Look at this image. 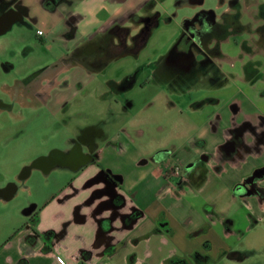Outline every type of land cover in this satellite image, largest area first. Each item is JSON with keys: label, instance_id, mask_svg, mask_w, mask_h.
Segmentation results:
<instances>
[{"label": "crops", "instance_id": "1", "mask_svg": "<svg viewBox=\"0 0 264 264\" xmlns=\"http://www.w3.org/2000/svg\"><path fill=\"white\" fill-rule=\"evenodd\" d=\"M22 1L37 17L36 34L39 29L41 36L49 30L65 33L73 24L77 40L115 21L124 25L122 18L146 0H69L70 4L61 2L53 12H43L40 0ZM173 1L161 0L164 13L172 9ZM213 3L207 0L204 6ZM190 5L198 4L183 0L178 7ZM15 25L14 33L0 30V60L13 41L30 39L20 24ZM260 59H255L258 64ZM117 60L122 68L124 59ZM43 63L34 57L18 62L16 74L4 81L0 91L11 98L22 96L17 78L26 82V76ZM111 71L107 66L98 69L93 79L99 84L110 79L120 82L121 77L109 75ZM79 74L71 79L86 85L83 71ZM261 81L264 76L251 86L242 84L236 94L239 106L231 109L191 106L187 91L164 89V78L152 79L144 95L129 105L120 119L104 122L105 113L92 119L98 124L94 140L98 154L96 162L88 164L54 161L44 166L33 154L18 153L19 146L10 137L20 117L14 112L5 115L7 129L0 130V202L7 206L20 190L31 195L34 190L29 180L34 173H41L48 182L55 172L53 179L62 183L43 200H30L23 206L24 225L0 247V264H207L213 257L225 256L237 264H251L246 258L264 246V105L252 95ZM152 90V95H146ZM102 91L99 96L103 99L106 88ZM141 98L148 99L147 106L164 98L168 108H178L180 114L188 109L186 123L173 124L168 138L142 139L136 129L142 135L144 127L159 121L138 115ZM65 99L66 93L48 103L43 96L27 95L22 100L25 106L42 111L46 104L59 105ZM118 113V107H113L115 117ZM226 141H231L229 149L224 147ZM64 142L56 144L62 151L74 145L72 138ZM178 159L188 160L186 167L197 159L206 160L203 168L194 169L195 178L201 169L205 171V180L199 183L195 179L183 187L171 181L167 170L179 163ZM26 165L30 168L23 173L25 185L7 186ZM101 169L118 175L120 187H112L111 192L101 190L105 185ZM258 170L261 173L253 183L245 184ZM97 190L101 192L95 194ZM115 194L122 197L120 203L114 201ZM40 195L45 193H37ZM133 211L139 213L129 220Z\"/></svg>", "mask_w": 264, "mask_h": 264}, {"label": "flooded vegetation", "instance_id": "2", "mask_svg": "<svg viewBox=\"0 0 264 264\" xmlns=\"http://www.w3.org/2000/svg\"><path fill=\"white\" fill-rule=\"evenodd\" d=\"M182 1L174 0L172 9L164 13L161 0H146L139 9L129 11L122 18L125 20L124 25L115 21L102 30L76 40V26L73 24L65 33H53L49 30L43 36L37 35L32 31L37 17L31 15L29 7L22 0H0V30L7 28V33H14L15 23H18L31 33L29 40H15L7 48L5 57L0 60V86L4 87V81L16 74L14 71L18 62H24L28 57L44 60L42 65L26 76V82L17 78L19 84L16 85L23 90L22 96L16 94L11 98L6 91H0V130L7 129L3 117L14 112L20 118L13 125L10 139L25 148L22 152L24 154H30L27 149H31L29 144L32 141L28 138V132L35 124L40 129L44 126L51 128L49 136L52 140L60 137L62 142L73 139L74 145L67 151H62L56 144L41 147L33 155V158L41 159L40 164L47 166L54 161L72 164L96 162L98 153L94 140L98 135V124L95 125L91 120L81 127L80 122L73 123L68 119L72 118L70 112L75 113L71 106L75 103L76 91L82 87L80 81L71 77L80 75L79 71L82 70L86 85L95 83L97 90V81L93 78L96 71L105 66L112 69L110 76H119L121 80L117 82L110 79L103 83L106 87L103 99L110 97L106 101L111 110L104 122L115 121L124 116L127 107L144 95L149 82L152 79L161 80V77L165 81L164 89L174 87L187 91L191 106L235 109L239 106L236 98L239 87L242 84L251 86L256 79L264 76V61L261 60L264 59V0H215L209 8L204 6L207 0H189L198 5L188 6L191 12L182 13L181 22L177 21L175 24L173 21L179 14L178 6ZM61 2L71 3L69 0H40L39 5L43 12H53ZM161 24H175L173 40L164 53L148 55L145 50ZM46 36L50 39L45 40ZM59 36L63 38L58 40ZM71 40L73 43H70ZM126 55L136 58L132 67L125 64ZM118 58L124 59L121 74L116 73L112 66L117 65ZM256 58H261L259 64ZM40 88L43 90L39 91ZM113 91L116 92L115 97ZM65 93L67 99L59 105L46 104L42 111L25 106V101L22 100L27 95L43 96L48 103ZM115 106L119 109L116 115L118 117L113 114ZM43 113L47 118L45 121L41 120ZM38 115L41 118H36ZM234 137L235 135L232 138ZM41 138L47 139L48 135ZM41 142L40 145L43 143ZM230 146L231 141H226L225 149ZM157 155L155 153L154 157ZM205 162L204 159H197L187 167L179 163L180 173L171 175L168 167L166 176L173 178L171 181L177 182L181 187L192 185L195 179L201 183L205 180V171L201 169L195 178L194 169L198 166L203 168ZM29 168L26 165L17 180L7 186L17 187L18 183L24 186L23 173ZM101 170V177L105 181L104 189L101 190L111 192L112 187H120L118 175ZM260 173V170L254 172L246 179L245 184L253 183V179ZM9 190L1 189L2 192ZM101 190L95 191V194ZM113 197L117 203L122 201L120 195L115 194ZM138 213L133 211L128 219L131 220Z\"/></svg>", "mask_w": 264, "mask_h": 264}, {"label": "rangeland", "instance_id": "3", "mask_svg": "<svg viewBox=\"0 0 264 264\" xmlns=\"http://www.w3.org/2000/svg\"><path fill=\"white\" fill-rule=\"evenodd\" d=\"M211 3L215 2V0H210ZM208 5V4H207ZM185 12H191V9L188 6H184L179 9V14L175 17L176 22H181V15ZM176 26L175 24H161L156 32V36L153 37V41L148 45L145 52L148 55H156L160 52L164 53L170 46V43L173 40L172 33L175 31ZM35 32V27L32 30ZM30 36V32H26ZM136 58L130 57L126 55L125 64L129 66H133L135 64ZM114 67V71L116 73L123 72V68L118 67L116 64L112 65ZM104 84L97 83V90H95V83L93 85H82L78 91H76V95L74 98L75 103L71 106L74 112H70L71 120L73 123L79 122H87L91 121L93 118H99L101 114L105 113L106 117L110 116L111 110L109 109L108 104L105 100H108L110 97L106 99H102L99 96L100 91L104 88ZM147 93L146 95H152L154 92ZM103 92V91H102ZM264 81H261L257 87L253 90L252 95L258 99V104L264 105ZM121 96V95H119ZM137 99V98H136ZM137 101V100H136ZM149 104L148 99L141 98L138 102L139 106H142L138 111V115H144L146 118L152 117L156 118L159 122L151 124V126L144 127L146 131L144 134H140V131L136 129L137 135L140 136L142 139H164L168 138L171 134V127L173 124L177 123L179 126L180 124L186 123V116L189 114L188 109H184L182 114H180L178 108H168L167 100L162 98L161 100L156 101L155 103ZM135 109V108H134ZM136 109L133 113H135ZM137 111V112H138ZM109 114V115H108ZM132 114V113H131ZM130 114V115H131ZM45 116V117H44ZM143 116V117H144ZM142 117V118H143ZM88 118V119H86ZM177 119L178 121H175ZM41 120H47L46 115L43 113V117ZM35 122V121H34ZM37 123V122H36ZM47 129V130H46ZM49 129V130H48ZM142 129V127H141ZM51 128H46V126L42 127L41 129L35 124L32 126L31 130L28 132V138L31 139L32 143L29 144V147L32 149H27L30 151V154H35L37 151L43 148H47L50 145L57 144V145H64L65 142H62V137L57 138L56 140H52L51 136H49L52 131ZM140 134V135H139ZM47 139H42L41 137H47ZM41 139V140H40ZM44 140H46L44 142ZM43 143H42V142ZM42 143V145L39 144ZM25 150L23 147H17V151L22 153ZM15 151V150H14ZM28 151V152H29ZM21 159V158H19ZM186 159V158H184ZM178 159L177 161L183 166L186 167L188 160ZM15 165V164H14ZM13 165V166H14ZM55 173V172H54ZM53 173V175H54ZM53 175L48 178V182L45 181L43 176L37 173L31 175L29 183L33 186L34 192L32 194H28L25 190H20L18 194L9 201V204L6 206L0 202V247L2 244L8 240L15 232L18 230L23 223V206H28L30 200H43L47 197L46 193L52 191L56 188L59 184L62 183V180H55L53 179ZM37 193H45V195L37 196ZM249 257L246 258L248 263L251 264H264V246L261 247L258 251ZM59 257V256H58ZM61 259V257H59ZM207 264H237L235 260L229 259L225 257H213Z\"/></svg>", "mask_w": 264, "mask_h": 264}, {"label": "built area", "instance_id": "4", "mask_svg": "<svg viewBox=\"0 0 264 264\" xmlns=\"http://www.w3.org/2000/svg\"><path fill=\"white\" fill-rule=\"evenodd\" d=\"M37 34H42V30H37ZM181 170V165L179 163H173L169 166V173L171 175H178Z\"/></svg>", "mask_w": 264, "mask_h": 264}, {"label": "water", "instance_id": "5", "mask_svg": "<svg viewBox=\"0 0 264 264\" xmlns=\"http://www.w3.org/2000/svg\"><path fill=\"white\" fill-rule=\"evenodd\" d=\"M3 30H4V29H3ZM37 162H38V159L34 160V161L32 162V166H34L35 164H37Z\"/></svg>", "mask_w": 264, "mask_h": 264}]
</instances>
